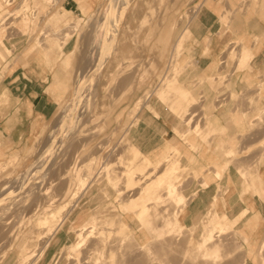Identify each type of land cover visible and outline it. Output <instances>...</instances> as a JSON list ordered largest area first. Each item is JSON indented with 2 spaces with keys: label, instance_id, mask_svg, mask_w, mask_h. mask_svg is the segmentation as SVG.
<instances>
[{
  "label": "rangeland",
  "instance_id": "rangeland-1",
  "mask_svg": "<svg viewBox=\"0 0 264 264\" xmlns=\"http://www.w3.org/2000/svg\"><path fill=\"white\" fill-rule=\"evenodd\" d=\"M47 1L49 2L43 1L41 3H38V0H33V3L27 8L26 0H0V18H1L0 23H2V21H4L3 24L5 23L4 26L6 30L4 31L5 34L4 41L5 44L10 48V51H7L6 53V58L3 57L4 59H2V65L0 66L1 76L7 74L12 69L11 67L14 64L13 56L14 53L19 48H21L19 49L20 55H22V57H25L24 55L25 52H27L28 51L27 49L30 48L31 46L36 47V49L33 51L30 50L26 54V56H28L32 52H36L37 50H41V52L43 53V49L44 47H46L47 43L52 42L54 43V46H56L57 45L56 40H58L59 42L63 41L64 43L67 42L66 44L63 43L64 45L60 43V47L63 46V48L62 49L60 47L58 49L56 48L51 54V57L54 56L55 58V64H54L55 67L54 66L52 67L55 68L56 74L60 76H66V80L64 81L65 88L62 89L58 87L60 88V97L58 100H56V105L54 106L52 116L43 123L41 129L38 130V132L29 141V143L23 144L18 147H12L8 145L4 147L0 146L1 147L0 148L1 150L0 151V199H3L4 197L8 198L4 200L5 202L2 201L3 204L0 205V207L5 204V206L7 207L10 206L9 208H12V209L8 208L7 210H5V213L8 214L4 213V215H2L3 212L1 213L0 211L1 213L0 264H67V263L85 264L86 260L88 262V263L86 262V264H92L91 253L93 252L95 254V255L93 254V256H97L94 251H91L93 250L92 246L97 245L96 237H93L94 239L96 238V240L93 239L94 242L93 240H88L89 244H93V243L96 244V245L93 244L91 246V250L88 242H86L87 244L84 243V245L89 246L87 247L90 250L89 252H91L90 254H88L89 252L86 253V251H88L86 249L88 248L87 247L85 248V246H83L82 244L81 249L82 251L86 250L85 253L82 252L81 254L80 251V254L78 253V255L77 254L72 255L71 258L69 259L67 258L66 255L67 252L66 246L70 244L72 241L76 240V233H77V229L79 228V223H81L85 218L89 217L91 214H94L95 212H96L95 214L101 213L108 205L111 206L109 210L114 209V211H112L113 214L116 212L114 214L115 216L121 213L125 217V214L122 213V211L118 207H114V204L118 205L116 204L117 203L116 198L118 196L117 192L111 185H109V183L107 182L106 178L103 177V175H101L102 179L101 178L94 179L92 184H90V186L87 187L86 190H84L82 196L80 197L79 195L77 200L75 199L76 202L73 201V203H75L74 204L75 207L73 206L72 201L70 202V204H72L71 207H73L70 210L71 212H69L67 218L64 220L62 225L55 230L56 232L54 231L55 233H52L53 235L51 234L49 236V238L51 236L52 237L48 239L49 240L48 243H46L45 241L47 240V237L46 238L41 237L44 236V234L39 235L36 231V230H40V231L43 230L42 228L35 227L37 225L35 224L36 218L41 214V210L43 211V208L49 205L47 199L50 197L51 194L52 195L55 194L56 195L55 197H57L56 198L57 202L52 204L53 209H55V207L59 208L58 206L60 207L63 206V204L65 203L64 202L65 196L64 198L62 197L65 191L69 188V184L71 183V177L73 176L72 175L73 172L71 170L79 162L87 160L88 155L90 156V157L88 156L89 160L93 162L92 168L94 166L97 167V168L95 167L93 168V173H91L92 175H94V173L98 171V169H101L104 166V164L109 160L111 161L116 160L115 169L117 168V170H120L122 166L120 165V163H118L119 160L118 158L120 153H122L125 150V147L127 146V144H124V142L134 143L142 150L144 154L147 155L150 152L151 148L157 143V139L161 138L162 131L164 130V128L161 127L163 124L166 125V127L173 129V125L175 124L181 126V124L185 123L184 120H183L184 122L182 121L183 118H181L180 115H177L178 113L175 114V112H173L170 109V107L168 106L169 103L168 105H166L165 104L166 102L163 103L161 98L157 97L154 93L148 92V90L152 92V90H154L156 86L159 85V83H161V80L165 76H167V73L169 72L168 70H171L170 66L173 64L172 61L174 62L177 60L176 62L179 63L180 65H184L186 64V62L188 63L186 64L187 66L184 69V72L181 73L179 79L188 83L187 86L189 90L196 97V103L194 104H198L197 106L200 107L199 108L196 105L194 106V104L192 106H194L195 108L191 106V108H193L194 112H196L197 114L193 117L194 121L190 122L189 124L190 126H192L195 122H197V120L200 125L201 124L203 125L205 123V120H207L206 117L210 119L212 122H214L211 116L212 112L219 111L220 109L225 108L230 102L233 103V110L236 109L237 111H240L242 113L244 112L245 122L246 125L248 126V130L245 131L247 133H241V134L242 137L245 135L247 138L245 136L244 138H242L240 134V136L237 135L238 139H235L236 141L233 140V142L238 141L237 144L238 143L240 145L243 144V146L241 145L242 147L240 146L238 147V149L242 150L244 148L243 151L240 152L235 157L242 158L241 161L239 158H236V160L237 161L239 160L241 163L245 162L243 161V158L245 159L249 157L248 160L246 159V161L248 163L254 164V165L252 164L254 170L252 169L253 172L250 173L249 179L253 181V184L255 181L256 185H259V182H262L260 181L258 171L260 170V166L264 163V148H263L264 147V131H263L264 130L263 128L264 127V111H263L264 110V86H263L264 70L261 71L257 70L256 73H254L256 67L253 66L254 63L253 59L255 57L262 56L260 54L263 51L261 50L255 51L254 49L251 48L253 50L254 57L253 59L250 60L249 65L241 64L242 66L237 65V61H236L237 58L234 57L236 58V60H234L233 57L231 58L229 53L231 49L238 47L240 48V46L243 44H246L249 47L251 45L250 43L253 44V42L256 44L258 43L260 44L263 42V39L254 37V39H252L250 43L246 41L244 43V40L242 38L240 39L239 37L237 38L238 35L235 34L234 36H236L235 37L236 39H234V43L228 45L227 48L218 56V61H223L220 64L222 66L223 71L222 72L219 71L215 75L209 76L210 80L213 77L216 78V81L214 83L213 81L215 80V78L214 80L212 79V81L208 82L207 79L209 80V77H206L207 78L206 79L204 76L197 75L198 68H197V62L195 56L196 55L195 47L196 45H199V43H198V39L195 37L193 28L195 27L196 21L199 18V13L201 9H203L205 6L211 7L212 4L217 3L221 5V9L223 10L220 13L217 11L218 15L220 16V25H222V28L220 29V33L221 35L222 33H224L225 35L227 31L235 30L233 25L236 21L239 20L237 15H240L241 13H244L245 10L249 9L250 3L252 2L257 3L258 11L261 14H264V2H263L264 0H115L116 6H121V7L123 6V7L122 8L120 7L118 9V14L115 16L113 24L112 23L108 24L109 21L107 18L109 17V14L110 17L113 16V14H115L114 0H85L90 5V7H88L85 10L81 8L78 0L77 10L70 11L67 9L68 11L66 15L67 16L66 20L58 23L54 21V14L55 12L59 11V8H61L63 0H47ZM117 1H119L120 3L122 2L123 4L122 3L120 4L119 2L117 3ZM228 3H230V8L227 7ZM107 7L108 10H110V13L108 15L107 13L104 14V11L107 10ZM120 10L122 13H120ZM29 16L30 17L32 16L33 19L35 18L34 24H29L30 21ZM77 16L82 17L84 19V23L86 24L85 27L81 29L82 31L80 32L72 28L73 25L72 21L76 20ZM102 17L104 19V20L102 19V22H104V27L106 31L108 30L110 31L111 29V31L110 32L108 31L109 33H107L109 40L108 43L114 39L112 44H115L114 45L115 47L113 46L114 50H111L109 55H106V53L100 50L99 54L102 53L101 54L102 59L101 58L97 59L98 61L99 60L101 61L97 63L98 61H95L96 59L89 60L91 58V56L89 57V54L91 52V50H89V46H92L90 47V49L93 48L92 40L90 39L92 38L91 31L93 29V26L91 24L94 21L96 22L99 21L100 18ZM49 18L51 20H49ZM19 21L21 25H31L30 29L26 33L19 31V29L21 28ZM60 23H63L61 27L63 26L64 27L63 29L58 30L56 29V26ZM109 25L111 26L108 29ZM67 31L71 34L68 36H64V34L67 33ZM54 32H58V35L55 36ZM182 36H185L183 37L184 40L181 49L183 51L179 50V53L177 54L175 52L177 49H175L174 47L175 44L177 43L178 38ZM66 39L67 41H65ZM172 47L174 48L175 51L173 50ZM173 51L177 54V56ZM234 51H236V49H234ZM43 54L47 58V55L45 53ZM172 54L175 55L173 56ZM205 54L210 55V50H207ZM87 55L89 57L88 59H87ZM65 56H67L66 63L68 65L66 68L63 67V58ZM103 56L105 57V59ZM170 56H172V58ZM173 57L174 59L177 57L176 60H173ZM189 60L190 62H188ZM98 64H100L101 66ZM238 64L240 63L238 62ZM83 70H86L84 73L85 79H87L90 82L89 87L91 88L90 91H92V93H90L89 95L92 100L91 105L88 107L89 109H86L88 113L86 111L83 112V114H85L83 115V120H82L84 124L81 126L82 124L81 122L79 127L80 129L78 128L79 131L77 130V133L71 134L69 136L66 135L65 138H63V141H61V143L57 145L56 144L57 138H52L51 133H53V131L56 130L57 128L58 125L57 122H59L58 119H60L59 117H61L60 114H61L62 106H64L65 104L69 103L71 100L74 99L75 97L74 89L77 88L76 84H78L76 80L77 72ZM247 72L254 73L255 75L258 74V76H256L255 78L256 83L252 87L247 86L248 88H246V90L242 92L243 94L237 93L234 89L231 88L233 84L229 83V80L231 79L230 77L233 74L245 75ZM211 82L214 84L210 85L212 84ZM249 84H253L252 81ZM147 93H149L148 97L145 98L147 96L145 94ZM141 97L144 101L146 99L145 103L149 102L150 107L151 106L153 107L151 108L152 112L151 110H148L149 104L147 103V105H145L144 101H143L144 105L139 107V109L135 110V103ZM148 98H150L149 101H147ZM199 98L201 100H199ZM220 98L222 101L220 100ZM214 103L216 104L214 105ZM217 103L219 105H217ZM95 105L96 108L94 107ZM237 105L240 107H238ZM84 108L85 107H81L80 110L82 111L84 110ZM191 108L189 112L193 111V110L191 111ZM129 110L134 112L130 113ZM156 114L158 115V117L156 116ZM133 122H136V124L138 125H136ZM190 126L186 125L185 123L182 125V128L186 129L189 128ZM207 129L208 130L205 131V136H203L201 133H195L196 131L192 130L190 133L192 134L190 137L191 139L190 142L194 144L193 146L194 148H192V146L190 145H188L187 147L188 149L192 148L191 150L196 148V150L195 151L193 150V152L198 154L205 149L204 145L206 144L207 149L209 150V152H211V154L209 153L211 155L210 158L205 163L207 167H204L202 165L201 167L202 171L200 170L195 171L194 170L196 169L194 167L195 163L192 161V159L183 162L182 164H186L185 170L182 169L183 172H185L186 169L188 170L187 172H185L186 174L184 173L183 177L188 178L190 175L194 176V174L197 173L196 180L193 181L192 190H194L197 187L200 194V191L203 189H201L202 187L200 185L199 180H201V177L206 176L204 180H206L207 184L212 182V186H213L212 189L214 190V193L217 189H218V191H216L217 194L222 191L220 196L218 197L221 199L224 198L226 200L224 206L225 210L231 212V214L232 213L234 214L238 212V210H240L245 205L244 202L246 201L245 194H243L242 196L243 197L242 200L244 202H241V204L239 198L233 201V196L237 195V192L240 190V183L238 181L239 178L235 174L236 166L238 165L237 164L238 162L237 163L236 161L235 163L233 162L234 165L237 164L236 166H234L232 163L231 166H228L226 169H224L226 171L222 170L221 178L217 175V172L214 173V171H216L215 170L216 165L214 164V162L223 160L227 158V156L223 155V148L221 149L219 147V138H221V134L217 129V127L214 125V129L212 128L211 129L207 128ZM256 130L257 131L262 130L263 138L256 145H251L253 139L250 140V136L253 137L254 136L253 134L257 132ZM173 134L174 133L171 131H169L168 133L169 136ZM198 136H200L201 138ZM206 136L208 139L205 138ZM203 138H205L206 140L205 139H204L205 141L202 140ZM123 139H125L124 142H122ZM203 143L204 145H201ZM245 143L249 144L250 146L246 145ZM115 144H119L120 147L119 145H116L115 147ZM259 153H261V155ZM200 154L203 155L202 153ZM259 155L260 158H257L259 157ZM251 156L254 158L256 162L252 160L253 158ZM44 157L46 159L42 161L43 163L39 162L43 160L41 158ZM249 160H251V162H249ZM103 162L105 163L103 164ZM37 164L38 166H36ZM209 167L210 170L208 169ZM206 169L209 170V173L206 172ZM28 171L32 172L31 174L33 175L36 174V175L31 176V174H29L30 176L28 175L26 177L27 179L26 178L24 179L23 177H25ZM63 171L64 172L66 171L68 174L65 175L66 172L64 173ZM203 171L206 172L205 173L206 175L204 174ZM22 175L23 177H21ZM69 175L71 176L68 177ZM37 176L38 178H36ZM192 176H190V179L188 178L186 180H191ZM250 180L247 179L243 183L244 193L248 191L249 195L254 194L258 197V199L261 202H263L264 195H262V193L252 188H248V186H251V184L249 183ZM8 181L11 182L9 183ZM119 182H121V179L119 180ZM32 184L34 185L33 187L35 188L30 189L31 186L29 187V185ZM4 185L13 186L14 189L13 187H11L13 190L10 191L8 190L9 192H7V189H5L4 190L5 192L4 191L2 192L1 189L4 188ZM220 186L221 187L223 186L222 190H219L221 189ZM223 188H225L227 191L225 192L224 191L225 189L223 190ZM247 188L249 190H247ZM73 189H75V184L73 186ZM135 191L133 190L132 193L130 192V195L133 196L134 193H136ZM23 194H26L27 196ZM17 195H19L20 198L19 201H18L19 198H16ZM20 195L22 196L20 197ZM10 196H12V198ZM9 197L11 199H9ZM7 200L9 204L7 203ZM11 200L14 202L12 203ZM166 202H168V206L166 205L168 208L167 207L164 208V206H162L161 209L164 208L163 210L169 213L170 212L169 209H171L169 208L171 207V203L169 201ZM14 203H16L17 205ZM70 204L68 203L67 205ZM22 205L25 207H23ZM249 206L251 209L252 204L250 203ZM202 207L203 205H201L200 210L203 209ZM213 207L214 206L204 211L206 215L203 213H197V217L196 219H194V221L199 222L201 220L202 221L206 219L208 220L209 217L208 215H210L215 209ZM261 207H264L263 203L261 204ZM261 210L262 213H260L258 217V226L256 228L257 231L256 229L252 231L254 233L253 237L258 238L257 242L252 241L253 242L252 243L249 241V239L244 240L241 237H239L237 234L235 235L236 236L235 239V236L233 234L234 232H229L228 234L223 235L222 242L225 244V248H226L225 250L233 249L234 246L237 245V243L238 245L242 246L241 247L242 249L241 251L239 250V248L232 250V253H229L232 257L226 254L227 256L225 255V257H230V258L223 259V262H221L220 264H225V261H227V259L230 261L226 262V264H229V262L230 264H236V263L256 264L255 262H253V254L256 246L259 244L260 240H262L264 236V220H261L262 217L261 214L264 215V210L263 209ZM106 212H108V210ZM251 215H253V211L249 213L248 217H250ZM125 219L126 222L132 224V222L135 220V217L133 215H131V217L130 215H127ZM73 221H75L76 223ZM243 222H245L244 219L242 223ZM260 224H262V226ZM201 227H202V223L200 222V226L198 227V229L200 228L199 230H201ZM262 228L263 231L260 232ZM175 229L181 230L182 228H180V225H176ZM34 230L36 233L34 232ZM182 232L183 233L181 234L183 235L177 236L179 239L178 240L175 239L173 244L174 248L173 250H170L171 253H169L172 254V257L169 256L170 262H173L174 264H179L178 263L179 260L175 261V258L176 259L181 258L180 254H182L183 252L181 250H184L185 246L194 245L199 236L198 230L196 232H192L189 228H186L183 229ZM136 233L138 232H135V234ZM114 235L115 234L113 233V236ZM23 237L25 238L27 237V240H29V244L32 247V248L29 247L28 250L31 249L32 250L30 251V253H28L29 251L27 250L26 253L28 254L25 253L26 254L24 255L25 257L22 258L18 253L16 246L18 244H22ZM40 237L43 239H41ZM177 237L174 236V238ZM182 237L184 238L186 237V238L184 239ZM223 237L225 238L223 239ZM114 238H111L110 240L112 245L115 243ZM163 238L164 239H162L161 241H164L166 237ZM170 238L171 237L169 238L167 237V239ZM35 239H37L35 241L36 243H34ZM230 239L232 240L231 242L234 245L230 242ZM181 240L182 242L180 243ZM234 240L235 243L233 242ZM110 242L107 243V246L110 244ZM157 242L159 243L160 241H156V243ZM175 245L178 247H176ZM41 246H44L43 247L44 249L41 248ZM83 247L85 250H83ZM120 247L123 249L125 246L123 247L120 246ZM121 248L117 249V254L118 255L120 254L119 258L121 257V259H123L124 257L123 254L121 253L122 252ZM178 250L181 251V253ZM132 251H134V253L137 255H135L133 252L131 253L126 252V250L125 251L123 250V253L125 252L124 256L126 255L127 257H129L131 259V262L132 260L134 261V263L130 262V264H136L140 259L141 257L140 254L142 253L141 251L143 250L140 251V248L138 246V248L136 247L135 250L133 248ZM176 251H178L177 252L178 255ZM173 252L176 254H174ZM108 253L105 252L103 253L104 257L102 256L101 260L99 259V264L100 262L101 264H103L104 262H105L104 264L107 263L110 264V262H108L110 260H107L110 259ZM143 253L145 254V252ZM143 253L141 254L142 255L141 259H143ZM233 253H235V257H233L234 255ZM173 254L179 257H173L174 256ZM135 256L137 258L136 259L137 261L135 260ZM127 257H125L124 260H126ZM172 258H174V261L176 263L173 261ZM241 258H243V260ZM81 259L82 261L80 262L79 260ZM88 259L91 260L90 263ZM124 260H119V263L129 264L128 262L129 259H127L128 261H124ZM146 261L148 263L147 259ZM146 261H144V264ZM140 262H142V260H139L138 264H140ZM184 264H192V263L185 262Z\"/></svg>",
  "mask_w": 264,
  "mask_h": 264
},
{
  "label": "bare ground",
  "instance_id": "bare-ground-1",
  "mask_svg": "<svg viewBox=\"0 0 264 264\" xmlns=\"http://www.w3.org/2000/svg\"><path fill=\"white\" fill-rule=\"evenodd\" d=\"M119 1H117L118 3ZM28 3V0H26V4ZM38 3H41V1H38ZM120 3V2H119ZM122 3V2H121ZM120 3V4H121ZM123 4V3H122ZM82 5V4H81ZM127 6V5H126ZM121 6H116V2L114 0V9H115V14H113V16L110 17V10H108V7H107V10L104 11V14L107 13V15L109 14V17L107 18L109 23H114V18L115 16L118 14V9L120 8ZM123 7V6H122ZM121 7V8H122ZM124 10V9H123ZM122 10V11H123ZM67 9L63 8L61 6V8H59V11L55 12L54 14V21H56L57 23L58 22H63L66 20L67 18ZM120 13L121 10H120ZM121 16V15H120ZM102 18H100L99 21H94L91 25L93 26V29H92V38H90L92 40V44H93V48L90 49V47L92 46H89V50H91L90 54H89V57L91 56V58L89 60H93V59H96L95 61H98L97 59H102L101 57V54H99V51L101 50L102 52L106 53V55H109V53L111 52V50H114L113 48L115 47L114 45L115 44H112L114 39L111 40L109 43H108V36H107V33H109L111 31L108 32L106 31L105 27H104V22H102ZM120 19V18H119ZM51 20V19H50ZM104 20V19H103ZM107 21V20H106ZM107 21V22H108ZM119 21V20H118ZM120 22V21H119ZM73 25H72V28L76 31H82L81 29H83L85 27V23H84V19L80 16H77L76 20L72 21ZM53 25V24H52ZM71 25V24H70ZM69 26V25H68ZM111 25H109L108 29L110 28ZM116 26V25H115ZM118 26V25H117ZM107 27V26H106ZM115 28V27H114ZM116 29V28H115ZM114 31V29H113ZM116 31V30H115ZM71 33H69L67 31V33L64 34V36H68L70 35ZM224 34V33H223ZM54 35L57 36L58 35V32H54ZM182 35V34H181ZM180 35V36H181ZM91 37V36H90ZM185 36H182V37H179L178 40H177V43L175 44V49H177L176 51L173 50L178 54L179 53V50L180 51H183L181 50L182 49V45H183V40ZM69 40V38H68ZM67 41V39L65 40ZM91 42V41H90ZM56 43L57 44H60L58 43V40H56ZM64 43V42H63ZM62 43V44H63ZM67 42H65L64 44H66ZM95 45V47H94ZM239 45V44H238ZM237 45V46H238ZM66 46V45H65ZM114 46V47H113ZM207 49V48H206ZM234 49H236V51H234ZM190 50V49H189ZM88 51V50H87ZM173 51V52H174ZM178 51V52H177ZM191 51V50H190ZM207 51V50H205ZM174 52V53H175ZM227 52V51H226ZM175 53V54H176ZM205 53V52H204ZM175 54H172L173 56ZM176 54V56H177ZM181 54V53H180ZM179 54V56H180ZM229 55L231 56V58L233 57L234 60H236L237 58V65H240L242 66L241 64L243 65H249V62L251 59H253L254 57V53H253V50L251 49V47H249L248 45L246 44H243L240 46V48H233L231 49ZM226 56V55H225ZM88 55H87V59L89 58ZM104 57V56H103ZM107 57V56H106ZM172 58V56H170ZM236 57V58H234ZM177 58V57H176ZM176 58L174 59L173 57V60H176ZM85 59V58H84ZM105 59V57H104ZM225 59V58H224ZM227 59V57H226ZM225 59V60H226ZM192 60V59H191ZM254 60V59H253ZM100 61V60H99ZM99 61L97 63H99ZM177 61V60H176ZM176 61H172V64L170 67H171V70H168L167 72V76H165L162 80H161V83H159V85L156 86V88L154 90H152V92L150 90H148V92L150 93H154L157 97L161 98L163 103H165L166 105H168L169 103V107L170 109L176 113H178L177 115H180L182 119V121L184 120L186 125L190 126V122L191 121H194L193 120V117L197 114L196 112H194L193 108H191V106L196 103V97L195 95H193L191 93V91L189 90L188 88V83L182 81L179 79L181 73L184 72V69L186 68V64H188L186 62V64L184 65H180L179 63H177ZM230 61V60H229ZM235 61V62H236ZM93 62V61H92ZM101 62V61H100ZM179 62V61H178ZM190 62V60L188 61ZM197 62V61H196ZM227 62V61H226ZM238 62L240 64H238ZM229 63V62H228ZM102 64V63H101ZM171 64V63H170ZM169 64V65H170ZM252 64V63H251ZM93 65V64H92ZM91 65V66H92ZM100 65V64H98ZM190 65V64H189ZM236 65V66H237ZM81 66V65H80ZM94 66V65H93ZM97 66V65H96ZM101 66V65H100ZM239 66V67H240ZM222 67V66H221ZM97 68V67H96ZM95 68V69H96ZM99 69V67H98ZM249 69V68H248ZM259 69V68H258ZM97 70V69H96ZM233 70V69H232ZM85 71L86 70H83V71H80V72H77V77H76V80H77V88L74 89V99L71 100L69 103L65 104L64 106H62V109H61V117H59L60 119H58L59 122H57V128L56 130L53 131V133H51V137L52 138H57V142L56 144L59 145L61 143V141H63V138H65L66 135H71V134H74V133H77V130L79 131V127H80V124L83 120V112L86 111V109H89L88 107L91 105V97L89 96L90 93H92L91 88L89 87L90 86V82L85 79ZM84 74V75H83ZM206 78V77H205ZM215 77L211 78L210 80V77H209V80L207 79V81H212V79L214 80ZM252 79V78H250ZM202 81V80H201ZM204 81V80H203ZM216 81V78L215 80L213 81L215 83ZM118 82V81H117ZM199 82V81H198ZM191 83V82H190ZM212 83V82H211ZM214 83L210 84V85H213ZM218 89H221V88H218ZM146 91V90H145ZM145 93V92H144ZM148 94H145L147 95L145 98L148 97ZM243 94V93H242ZM152 95V94H150ZM143 96V95H142ZM202 96V95H201ZM93 97V96H92ZM143 97V98H144ZM150 97V96H149ZM243 97V96H242ZM249 97V96H248ZM144 98V99H145ZM253 98V97H252ZM72 99V98H71ZM216 99V98H215ZM241 99V98H240ZM150 98H148L147 101H149ZM199 100H201L199 98ZM221 100V98H220ZM143 99L142 97L139 98L136 103H135V110L136 109H139V107H141L142 105H144L143 103ZM218 101V100H217ZM222 101V100H221ZM202 102V101H200ZM147 103L149 104V102H146L145 105H147ZM244 103V102H243ZM256 103V102H255ZM216 103H214L215 105ZM197 106L198 104H194V106ZM217 105H219L217 103ZM216 105V106H217ZM150 107V104L148 105ZM192 106V107H194ZM238 106V105H237ZM256 106V105H254ZM81 107H85L84 110H80ZM96 108V105L94 106ZM147 107V106H146ZM148 107V110H151V108H153L152 106L149 108ZM199 107V106H197ZM240 107V106H238ZM93 108V107H92ZM190 108H191V111L192 112H189L190 111ZM195 108V107H194ZM200 108V107H199ZM133 110V109H131ZM129 110V112L131 113L132 111ZM138 111V110H137ZM264 111V110H263ZM262 111V112H263ZM87 112V111H86ZM134 112V111H133ZM132 112V113H133ZM152 112V110H151ZM153 112H154V109H153ZM88 113V112H87ZM129 113V115H130ZM156 113V112H155ZM154 113V115H155ZM202 113V112H201ZM200 113V115H201ZM156 116L158 117V115L156 114ZM201 117V116H199ZM203 117V116H202ZM88 119V118H87ZM207 120H205V123L202 125L199 124L198 120L197 122H193L194 124L192 126H190L189 128H182V125L185 124H181L180 125H173V131L175 133V136L181 141L183 142L184 144H187V145H190L192 146V148H194V144H192L190 142V137L192 134L191 131H196L195 133H201L203 136H205V131H207L208 129L207 128H213L214 124L213 122L208 119L206 117ZM139 120V119H138ZM86 121V120H84ZM181 121V122H182ZM183 121V122H184ZM136 124V122H133ZM253 123V121H252ZM84 124V122H82L81 126ZM134 124V125H135ZM94 125V124H93ZM138 125V124H136ZM131 126V125H130ZM255 126V125H254ZM253 126V127H254ZM79 128V129H78ZM94 128V127H93ZM255 128V127H254ZM264 128V127H263ZM89 129V128H88ZM130 129V128H129ZM138 129V128H137ZM258 129V128H257ZM254 130V129H253ZM252 131V130H251ZM257 131V130H256ZM260 130H258V133H259ZM264 131V130H263ZM126 132V131H125ZM124 132V133H125ZM210 132V131H208ZM254 133V132H253ZM262 134V133H261ZM198 135V134H197ZM200 135V134H199ZM201 135V136H202ZM255 135V134H254ZM260 135V134H258ZM202 136V137H203ZM240 136V134L238 135ZM245 136V135H244ZM244 136L242 137V134H241V137L244 138ZM263 136V135H262ZM261 136V137H262ZM200 137V136H198ZM213 137V136H212ZM246 137V136H245ZM249 137V136H248ZM256 137V136H255ZM201 138V137H200ZM207 138V136L205 137ZM205 138H203L202 140H204ZM210 138V137H209ZM247 138V137H246ZM263 138V137H262ZM129 139V138H127ZM208 139V138H207ZM212 139V138H211ZM255 139V138H254ZM185 140V142H184ZM206 140V139H205ZM204 140V141H205ZM220 140V139H219ZM241 140V138H240ZM243 140V139H242ZM246 140V139H245ZM249 140V139H248ZM247 140V141H248ZM251 140V138H250ZM257 140V139H256ZM125 139L122 140V142H124ZM203 141V142H204ZM236 141V140H235ZM233 142V140H230L227 144L225 145H228L229 147H233L235 149V152H237V154L240 153V149H238V147H240L241 145L243 146V144H237V142ZM246 141V142H247ZM167 142V141H166ZM220 142V141H219ZM240 142V141H239ZM244 142V141H243ZM253 142V140H252ZM65 143V142H64ZM71 143V142H70ZM55 144V145H56ZM108 144V143H107ZM124 144H127V146L125 147V150L120 153L119 155V160H118V163H120V165L122 166V168L120 170H117V168L115 169V161H111L109 160L108 162H103L104 166L101 168V169H98V171H96L94 173V175H92L91 173H93V167L92 168V161L89 160V157L87 156V160H84V161H81L79 162L76 166H74V168L71 170L73 173H72V177H71V183L69 184V188L65 191V193L63 194V197L65 196V200H64V204L62 207L58 206L59 208H56L53 209V203L57 202L56 198L55 197L56 195H50V197L47 199L48 200V203L49 205H47L45 208H43V211L41 210V214L39 216H37L36 218V221H35V224H37L35 227L37 228H42L43 230H36L37 233L39 235H42L44 234V236H41L43 238H46L47 237V240L46 243H48V239L49 236L52 234V233H55L56 229H58L62 223L64 222V220L67 218L69 212H71L70 210L73 208L71 207L72 204L74 206L77 200V198L82 196V194L84 193V190H86L87 187L90 186V184H92V182L94 181V179L98 178L100 179L101 178V175H103V177L106 178L107 182L109 183V185H111L115 191L117 192V198H116V204L118 205H115L114 204V207H118L122 213L125 214V217L127 215H133L135 217V220L132 222V224L126 222V219L125 217L120 213L118 215H114L112 213L113 210H109V208L111 207L110 205H108L105 209L103 207V211L101 213H97V214H91L89 217L85 218L81 223H79V228L77 229V233H76V240L75 241H72L70 244H68L66 246V249H67V252H66V255H67V258H71L72 255H75L78 253L80 254V251H81V254L82 252L85 253L86 250V253L89 252L91 250V246L94 244V240H96L97 238V245L96 246H92V249L91 251H94L96 253L97 256H93V252H89L88 254L91 253L92 255V264H99V259L101 260L102 256H103V253H108L109 251V257L110 259H107V260H110L108 262H110V264H121L119 263V260H124L125 257H127L126 255L124 256V253H123V250L126 252H133V248L135 250V248L139 246L140 248V251L142 253L145 252V254L143 253V259L142 258V253L140 254V259L139 260H142V262H140V264H144V261H146V259L148 260V263L149 264H170V263H173V262H170V257H172V254H169L171 253L170 250H173L174 246V241L175 239L178 240L179 238L177 237L178 235H183L181 233H183V229L181 230H176L175 229V226L180 224V219H179V214L180 212L183 210V208L186 206V203L187 201H189L190 198H192L193 196L195 197V195L197 194V192L199 191L197 189V187L190 191L188 189V187H184V184L188 181L185 182L186 179L188 178H184V173L187 172L188 170L186 169L185 172H183L182 169L185 170V166L186 164H182L183 162H186V160H184L183 156H182V153H181V150L180 148H178L175 145H173L171 147V149L168 151V153L160 160L158 161H153L152 159L153 158H150L148 156H146L142 150L137 146L135 145L134 143H126L124 142ZM246 144V143H245ZM244 144V145H245ZM254 144V142H253ZM116 145H119V144H115V147ZM121 145V143H120ZM119 145V147H120ZM123 145V144H122ZM246 145H249V144H246ZM252 145V144H251ZM65 146V145H64ZM67 146V145H66ZM189 146V147H190ZM241 146V147H242ZM250 146V145H249ZM249 146H246V147H249ZM53 147V146H52ZM60 147V146H59ZM114 147V148H115ZM164 147V146H163ZM162 147V148H163ZM168 147V146H167ZM210 147V146H209ZM226 147V146H225ZM263 147V146H262ZM1 148V147H0ZM58 148V147H57ZM104 148V147H103ZM113 148V149H114ZM161 148V147H160ZM191 148V149H192ZM201 148V147H200ZM199 148V150H200ZM227 148V147H226ZM264 148V147H263ZM244 149V148H243ZM243 149L241 151H243ZM246 149V148H245ZM57 150V149H56ZM194 151L196 150L193 149ZM198 150V151H199ZM257 150V149H256ZM1 151V150H0ZM119 151V150H118ZM121 151V150H120ZM261 151V150H260ZM163 152V151H162ZM254 152V151H252ZM251 152V153H252ZM57 153V151H56ZM110 153V152H109ZM161 153V152H160ZM164 153V152H163ZM54 154V153H53ZM165 154V153H164ZM261 155V153H259ZM100 155V154H99ZM112 155V154H111ZM154 155V154H153ZM248 155V154H247ZM260 155L259 157L257 158H260ZM54 156V155H53ZM98 156V155H97ZM113 156V155H112ZM117 156V155H116ZM155 156V155H154ZM236 156V155H235ZM254 156V155H253ZM68 157V156H67ZM159 157V156H158ZM162 157V156H161ZM245 157V156H244ZM247 157V156H246ZM252 157V156H251ZM256 157V156H255ZM97 158V157H96ZM107 158V157H105ZM114 158V157H113ZM116 158V157H115ZM237 157H231V158H227L226 160H223V161H216L214 162V164L216 165V171L217 172V175L221 178L222 176V173L221 171L226 169L228 166H231V164L235 161L236 163L238 164H235L233 163L234 166H236V174H237V177L239 178L238 181L240 183V190L237 192V195H234L233 196V201L237 198H239V200H241L243 197V194H244V191H243V183L245 180H250L249 179V175L253 169V165L251 163H248L246 161V159L248 160V158H243V161L245 162H240L242 158H239L240 161L236 160ZM253 158V157H252ZM250 158V159H252ZM43 160L39 161L41 163H43L42 161H44V159H46L45 157L44 158H41ZM55 159V158H54ZM51 160V159H50ZM155 160V158H154ZM253 161L254 158L252 159ZM80 161V160H79ZM259 161V160H258ZM240 162V164H239ZM249 162H251V160H249ZM256 162V161H255ZM46 163V162H45ZM65 163V162H64ZM67 163V162H66ZM95 165V164H94ZM38 166V164L36 165ZM35 166V167H36ZM42 167V166H41ZM97 168V167H95ZM187 168V167H186ZM214 168V167H213ZM210 170V167L208 168ZM65 170V169H64ZM182 170V172H181ZM209 170L206 169V172L209 173ZM214 170V169H213ZM254 170V169H253ZM205 171V170H204ZM203 171V172H204ZM226 171V170H224ZM223 171V172H224ZM229 171V170H228ZM64 172V171H63ZM66 172V171H65ZM64 172V173H65ZM204 172V174L206 173ZM256 172V171H255ZM254 172V173H255ZM32 172H27L25 177H23V175L21 177H23L24 179L29 175L31 174ZM35 173V172H34ZM68 173L66 172L65 175H67ZM186 174V173H185ZM192 174V173H191ZM36 175V174H34ZM33 174H31V176H34ZM64 175V174H63ZM206 175V174H205ZM253 175V173H252ZM30 176V175H29ZM71 175H69L68 177H70ZM192 176V175H190ZM196 176H197V173L194 174V176H192L191 180L194 181L196 179ZM18 177V176H17ZM42 177V176H41ZM64 177V176H63ZM67 177V176H66ZM206 177V176H205ZM204 176L201 177L202 179V182L200 181V185L201 187H205L207 185V182L206 180H204L205 178ZM23 178H22V181H23ZM34 178V177H33ZM38 178V176L36 177ZM35 178V179H36ZM46 178V177H45ZM62 178V177H61ZM217 178V177H216ZM21 179V178H20ZM27 179V178H26ZM31 179V178H30ZM29 179V180H30ZM43 179V178H42ZM65 179V178H64ZM67 179V178H66ZM70 179V178H69ZM97 179V180H98ZM102 179V178H101ZM121 179V182H119V180ZM190 179V178H189ZM32 180V179H31ZM30 180V181H31ZM34 180V179H33ZM39 180V179H38ZM13 181V180H12ZM17 181V180H16ZM56 181V180H55ZM68 181V180H67ZM190 181V180H189ZM198 181V182H199ZM9 182V181H8ZM11 182V181H10ZM9 182V183H10ZM70 182V181H69ZM248 182V181H247ZM21 183V182H20ZM30 183V182H29ZM33 183V182H32ZM57 183V182H56ZM251 184V187L254 186L253 184V181L250 180L249 182ZM12 184V183H11ZM17 184V183H16ZM24 184V182H23ZM39 184V183H38ZM75 184V189H73V186ZM189 183L187 182L186 185H188ZM246 184V183H245ZM7 185V184H6ZM19 186V185H18ZM31 186V187H30ZM34 185H29L30 189L31 188H35L33 187ZM13 186H5L4 185V188L1 189L2 192L7 189V192H9L10 190H13L11 188ZM72 187V188H71ZM200 187V188H201ZM221 187V186H220ZM223 187V186H222ZM222 187L221 189L219 190H222ZM45 188V187H44ZM254 188V187H252ZM188 189V190H186ZM225 188H223L224 190ZM9 190V191H8ZM28 190V189H26ZM81 190V191H80ZM135 191L136 193H134V195H130V192L132 193V191ZM256 190V189H255ZM21 191V190H20ZM23 191V190H22ZM218 191V189H217ZM225 192L227 191L226 189L224 190ZM223 191V192H224ZM259 191V190H258ZM5 192V191H4ZM6 192V193H7ZM26 192V191H25ZM33 192V190H32ZM202 192V191H201ZM222 192V191H221ZM220 193H216L217 195L216 196V199H220L218 196H220ZM27 193V192H26ZM40 193V192H38ZM37 193V194H38ZM43 193V192H42ZM41 193V194H42ZM129 193V194H127ZM20 194V193H19ZM36 194V195H37ZM126 194H127V197H126ZM3 195V194H2ZM5 195V193H4ZM23 195H26V194H23ZM35 195V196H36ZM39 195V194H38ZM199 195V194H198ZM254 195V194H253ZM18 196V197H17ZM16 198H19V195H17ZM22 195H20L21 197ZM27 196V195H26ZM129 196V197H128ZM215 196H213L215 198ZM2 197V196H1ZM12 198V196H10ZM9 197V199H11ZM14 197V196H13ZM43 197V196H42ZM194 197L192 199H194ZM212 197V198H213ZM222 197V196H221ZM15 198V199H16ZM60 198V199H62ZM241 198V199H240ZM5 199H8L6 197H4L3 199H0V205L3 204V202H5L4 200ZM14 199V200H15ZM23 199V198H21ZM76 199V200H75ZM224 199V198H223ZM222 200L223 202V205L224 204V201ZM17 200V199H16ZM20 200V198L18 199V201ZM35 200V199H34ZM3 201V202H2ZM12 201V200H11ZM17 201V202H18ZM36 201V200H35ZM46 201V200H45ZM72 201V204H70V202ZM166 201H169L171 203V209L169 213H167L165 210H163L165 207L168 206V202ZM14 201H12L13 203ZM16 202V201H15ZM22 202V201H21ZM109 202V200H108ZM167 204H165V203ZM7 203H8V200H7ZM10 203V204H12ZM70 204V205H67V204ZM107 203V202H106ZM169 203V204H170ZM191 203V202H190ZM9 204V203H8ZM16 204V203H14ZM24 204V203H23ZM29 204V203H28ZM189 204V202H188ZM252 204V207H251V210L255 211V205L253 203ZM7 205V204H6ZM17 205V204H16ZM62 205V204H61ZM167 205V206H166ZM9 206V205H8ZM23 206V205H22ZM51 206V207H50ZM113 206V205H112ZM164 206L163 209H161V207ZM10 207V206H9ZM9 207L5 206V204L3 206L0 207V211L1 213L3 212L2 215H4L5 213V210H7ZM25 207V206H23ZM38 207V206H37ZM75 207V206H74ZM63 208V209H62ZM168 208V207H167ZM166 208V209H167ZM214 208V207H213ZM221 208V207H220ZM9 209H12V208H9ZM108 210V212H106ZM220 210V209H219ZM165 211V212H163ZM210 211V210H209ZM212 211V210H211ZM11 212V211H9ZM14 212V211H13ZM24 212V211H23ZM99 212V211H98ZM111 212V213H110ZM220 212V211H219ZM217 210H213V212L208 215V220H201L199 222H196L194 224H192L189 229L192 231V232H196L198 230V233H199V236L197 238V241L194 245H188V246H185L184 250H181L183 251L182 254L181 251H179L180 255H181V258L179 259H176L175 258V261H178L179 264H184L185 262H190L192 264H220L221 262H223V259H226V258H230V257H225L226 254L230 255L229 253H232V250H235V249H238L241 251V245H235L233 249H229L230 250H225V244L222 242V236L225 235V234H228L229 232H234V236L237 234L239 237H241L242 239L244 240H248L249 239V234L248 232L246 231L245 227L244 226H237L236 224H234L233 222L231 221H226L223 223V225L221 226L220 223L222 220L220 214ZM0 213V215H1ZM16 213V212H15ZM82 213V212H81ZM207 213V212H206ZM225 213V212H224ZM5 214H8V213H5ZM20 214V213H18ZM71 214V213H70ZM205 214V213H204ZM81 215V214H79ZM206 215V214H205ZM204 215V216H205ZM13 216V215H12ZM123 216V217H122ZM3 217V216H2ZM1 218V217H0ZM83 218V217H82ZM207 218V217H206ZM7 220V219H6ZM75 222V221H73ZM200 222L202 223V227H201V230L198 229V227L200 226ZM238 222V221H237ZM76 223V222H75ZM74 223V224H75ZM76 225V224H75ZM182 225V224H181ZM71 226V225H70ZM70 228V227H69ZM186 229V227H184ZM249 229V228H248ZM71 230V229H70ZM13 231V230H12ZM11 231V232H12ZM55 231V232H54ZM74 231V230H73ZM186 231V230H185ZM35 232V230H34ZM135 232H138L135 234ZM188 232V231H187ZM192 232H189V233H192ZM36 233V232H35ZM113 233L115 234L113 236ZM144 234L147 235V238H145V240L143 239L144 237ZM188 234V233H187ZM231 234V233H230ZM253 234V233H252ZM18 235V234H17ZM53 235V234H52ZM113 237H112V236ZM186 235V234H185ZM38 236V235H37ZM174 236H176L177 238H174ZM40 237V238H41ZM92 237V238H91ZM93 237H96L95 239ZM115 237V238H114ZM163 237H166L164 241H161L162 239H164ZM167 237H171L170 239H167ZM173 237V238H172ZM227 237V236H226ZM229 237V235H228ZM35 238V237H34ZM37 238V237H36ZM39 238V237H38ZM41 238V239H43ZM91 238V239H90ZM111 238H114V241L115 243L112 245V243L110 242ZM184 238V237H182ZM186 238V237H185ZM184 238V239H185ZM189 238V237H188ZM225 237H223L224 239ZM252 238V237H251ZM14 239V238H13ZM94 239V240H93ZM174 239V240H173ZM181 239V238H180ZM190 239V238H189ZM232 239V238H231ZM230 239V242L234 239L231 240ZM235 239H236V236H235ZM255 239V238H254ZM258 239V238H257ZM37 239L34 240V243H36ZM88 240H93V244H89ZM113 240V239H112ZM40 241V240H39ZM141 241H144V242H141ZM148 241V242H147ZM156 241H160L159 243ZM189 241V240H188ZM187 241V242H188ZM226 241V240H225ZM238 241V240H237ZM251 241V240H250ZM88 242L89 246H90V250H89V246L87 247L86 245H84V243ZM110 242V246L108 247L107 246V243ZM147 242V243H146ZM154 242V243H153ZM182 242V240L180 241V243ZM229 242V243H230ZM235 243V240L233 241ZM239 242V241H238ZM44 243V242H43ZM99 243V245H98ZM232 243V242H231ZM230 243V244H231ZM253 243V242H252ZM85 246V248L87 247L88 249H84L83 247V250L85 251H82V245ZM87 244V243H86ZM154 244V246H153ZM156 244V245H155ZM158 244V245H157ZM175 244H178V243H175ZM233 244V243H232ZM47 245V244H46ZM183 245V244H181ZM185 245V244H184ZM234 245V244H233ZM232 245V246H233ZM45 246V245H44ZM44 246H41V248H43ZM120 246H125L123 249L120 247ZM176 246V245H175ZM227 246V245H226ZM29 247H31V245L29 244V240H27V237H23V242L22 244H18L16 246V249L18 250V253L20 254V256L23 258L25 257L24 255L30 253V251L32 250H28ZM94 247V248H93ZM178 247V246H176ZM32 248V247H31ZM121 248L122 249V254H123V259H121V257L119 258L120 254L118 255L117 254V249ZM126 248V249H125ZM128 248V249H127ZM228 248V247H227ZM39 249V248H38ZM36 249V250H38ZM44 249V248H43ZM183 249V248H182ZM254 249V248H252ZM27 250L29 251L28 253ZM108 250V251H107ZM131 250V251H130ZM139 250V249H138ZM176 250V249H175ZM174 250V251H175ZM63 251V250H62ZM107 251V252H106ZM139 251V252H140ZM170 251V252H169ZM176 251V253L178 252ZM253 251V250H252ZM35 252V250H34ZM138 252V253H139ZM234 252V251H233ZM236 252V251H235ZM26 253V254H25ZM119 253V252H118ZM128 253V254H129ZM174 253V252H173ZM174 253V254H176ZM239 253V251H238ZM241 253V252H240ZM35 254V253H34ZM64 254V253H63ZM135 254V253H134ZM173 254V255H174ZM233 257H235V253H233ZM84 255V254H83ZM87 255V254H86ZM95 255V254H94ZM107 255V254H105ZM133 255V254H132ZM137 255V254H135ZM178 255V253H177ZM177 255H174L173 257H179ZM32 256V255H31ZM30 256V257H31ZM60 256H61V253H60ZM85 256V255H84ZM88 256V255H87ZM86 256V257H87ZM90 256V255H89ZM118 256V257H117ZM134 256V255H133ZM146 256V257H145ZM227 256V255H226ZM231 256V255H230ZM82 257V256H81ZM80 257V258H81ZM104 257V256H103ZM108 257V258H109ZM138 257V256H137ZM146 259H145V258ZM225 257V258H224ZM232 257V256H231ZM237 257V256H236ZM239 257V256H238ZM243 257V256H242ZM88 258V257H87ZM106 258V256H105ZM104 258V260H105ZM119 258V259H118ZM134 258V257H133ZM25 259V258H24ZM53 259V258H52ZM59 259V258H58ZM90 259V258H89ZM89 263L91 262V260H89ZM129 259V261L127 260ZM136 256H135V260H136ZM145 259V260H144ZM173 261H174V258H172ZM171 259V261H172ZM243 260V258H241ZM76 260V259H75ZM86 260V259H85ZM139 260L136 264L139 263ZM144 260V261H143ZM235 260V259H234ZM80 262L82 261L79 260ZM84 261V260H83ZM124 261H128L129 264L131 262V259L129 257L126 258V260ZM123 261V262H124ZM137 261V260H136ZM174 261V262H175ZM230 260L227 259V261H225V264L226 262H228ZM241 261V260H240ZM58 262V261H56ZM78 262V260H77ZM87 262V260H86ZM85 262V264H86ZM132 262L134 263V261L132 260ZM131 262V263H132ZM253 262H255L256 264H264V236L262 238V240H260L259 244L256 246L255 248V251H254V254H253ZM88 263V262H87ZM105 263V262H104ZM103 263V264H104ZM125 263V262H124ZM147 263V261L145 262V264ZM147 263V264H148ZM176 263V262H175ZM239 263V262H238ZM244 263V262H243ZM68 264V263H67ZM101 264V262H100ZM108 264V263H107ZM128 264V263H127ZM174 264V263H173ZM230 264V262H229ZM237 264V263H236ZM241 264V263H239Z\"/></svg>",
  "mask_w": 264,
  "mask_h": 264
},
{
  "label": "crops",
  "instance_id": "crops-1",
  "mask_svg": "<svg viewBox=\"0 0 264 264\" xmlns=\"http://www.w3.org/2000/svg\"><path fill=\"white\" fill-rule=\"evenodd\" d=\"M38 1L49 2L47 0ZM32 3L33 0H28L27 8ZM79 3L83 10L90 7V5L85 0H79ZM62 6L70 11L77 10L78 0H63ZM227 7L230 8V3L227 4ZM247 10H245L244 13L237 15L239 20L233 25L235 30L227 31L225 35L223 33L221 35L220 29L222 28V25H220V16L217 13V11L219 13L223 11L221 9V5L214 3L211 5V7L205 6L203 9H201L199 18L197 19L196 25L193 28V32L199 43V45H196L195 47L198 76L209 77L211 75H215L219 71H223L220 65L223 61H218V56L227 48L228 45L234 43V39H236V36H234L235 34L238 35L237 38H242L244 43L245 41L250 43L254 37L263 39V42L260 44H256L254 42L253 44L250 43V47L255 51H263L260 54L262 56L254 58L253 66L256 67L254 73H256L257 70H264V14H261L258 11V5L255 2L250 3L249 9ZM29 20V24H34L35 18L33 19L32 16H29ZM3 22L4 21L0 23V66L2 65V59H4L3 57L6 58L7 51H10V48L5 44L4 41V31L6 29L4 26L5 23L3 24ZM19 24L21 27L19 31L23 33H26L31 27V25H21L20 21ZM62 24L63 23L58 24L56 29H63L64 26L61 27ZM58 43H63V41H58ZM56 46H54V43L52 42L46 44V47L43 49V53L47 55V58L41 52V50H37L36 52H32L26 56L30 50L33 51L36 49V47L32 46L27 49L28 51L25 52V54L23 53L25 57H22L19 50L21 48H19V51L17 50L14 53V64L11 67L12 69L7 74L3 76L0 75V146L4 147L8 145L12 147H18L29 143L38 130L41 129L43 123L52 116L54 106L56 105V100H58L60 97V88H65L64 81L66 80V76H60L56 74L55 68L52 67H55V58L54 56L51 57V54L53 53L54 49H58L60 47V44H57ZM60 48L62 49L63 46ZM205 50H210V55L205 54ZM66 60L67 56L63 58V67L65 68L68 66ZM254 73L247 72L245 75L233 74L229 80V83L233 84L234 86H231V88L237 93H242L246 90V88L252 87L256 83V76H258V74L255 75ZM251 81L253 84H249ZM211 116L212 120L214 121V125L221 134V138H219V147L221 149L223 148V155L227 156V158H231V156L235 157V155H238L235 152V149L225 144H227L230 140L238 139L237 135L241 133H247L245 131L248 130V126L245 122L244 112L242 113L236 109L233 110V103L230 102L225 108L212 112ZM161 127L164 128L161 138L157 139V143L151 148L147 155L145 154L146 156L153 158V161H158L168 153L173 145L176 144V146L180 148L184 160L188 161L192 159V161L195 163V171H202V165L207 167L205 163L210 158L211 152H209L207 149L206 144H201L205 147V149L200 152L203 155L200 153H194L193 150L190 148L189 150L187 148V144H183L175 136L172 128L170 129L164 124ZM212 129H214V126ZM169 131L173 132L174 134L169 136ZM254 134L253 137L250 136L254 142V144L252 142V145H256L262 140L261 136L263 135V132L260 130L259 133L257 131ZM240 152H242L241 149ZM227 158L223 160H226ZM258 175L260 177V181L262 182H259V185H256V182L254 181V188L251 186H248V188H252L254 190L256 189V191L259 190L258 192L264 195V163L260 166ZM186 181L187 180H185V182ZM187 182L189 183L188 185H186ZM187 182L184 184V187L187 186L191 191L193 181L188 180ZM212 188V182H210L205 187L201 188L203 190L200 189L202 191H200V194L198 191L195 197L193 196L194 199H192V197L189 199V201H187L186 206L179 214L180 224L178 225H180V228H189L192 224L196 223L194 219H196L197 213L204 214V211L214 206L218 212L220 211L219 214L223 220L220 223L221 226L226 221H231L234 224L237 223V226H244L250 235L249 241L251 240L250 242H257V238L253 237L254 233L252 231L258 226L259 214L262 213L261 209L264 210V207H261V204L263 203L264 205V201L261 202L256 195H249V192L247 191L244 193L246 201L244 202L242 199L240 200V204L241 202H244L245 205L240 210H238V212L231 214V212L225 210V205H223L221 198L216 199L213 197L217 195V190L214 193ZM248 188L247 190H249ZM223 201L225 204L226 200L223 199ZM249 202L255 205V211L250 209ZM201 205H203V209L200 210ZM251 211H253V215L248 217ZM261 215V220H264V215ZM243 219L245 222L242 223ZM260 225L262 226V224ZM261 231H263V228L260 230V232ZM145 238H147L146 234H144V240Z\"/></svg>",
  "mask_w": 264,
  "mask_h": 264
}]
</instances>
